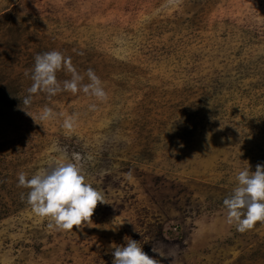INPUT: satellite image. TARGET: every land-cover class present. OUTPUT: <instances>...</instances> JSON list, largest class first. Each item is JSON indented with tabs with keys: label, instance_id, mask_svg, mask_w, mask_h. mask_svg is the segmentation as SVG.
<instances>
[{
	"label": "rangeland",
	"instance_id": "374dc122",
	"mask_svg": "<svg viewBox=\"0 0 264 264\" xmlns=\"http://www.w3.org/2000/svg\"><path fill=\"white\" fill-rule=\"evenodd\" d=\"M53 50L83 84L94 70L107 100L39 93L25 110L55 113L40 125L21 101L35 56ZM66 162L107 202L83 231L50 229L17 186ZM257 164L264 0H0V264H112L125 236L161 264H264V222L240 233L223 206Z\"/></svg>",
	"mask_w": 264,
	"mask_h": 264
},
{
	"label": "clouds",
	"instance_id": "9594fccd",
	"mask_svg": "<svg viewBox=\"0 0 264 264\" xmlns=\"http://www.w3.org/2000/svg\"><path fill=\"white\" fill-rule=\"evenodd\" d=\"M34 61V68L30 73L32 84L27 89L28 95L21 102L24 105L22 110L36 123L37 120L44 122L55 116L53 109L47 105L38 116L25 110L31 106L33 97L39 93L51 98L62 91H70L75 95L82 90L98 101L107 100L102 81L91 68L86 73L89 83L83 84L84 77L77 72L71 58L65 57L59 51L37 54ZM61 70L71 74V79L64 80L62 84L57 79V73ZM25 75L29 73L26 72ZM95 107V104L90 106L92 110ZM74 123L72 117L66 118L63 127L70 130ZM126 175L130 178L131 170ZM236 182L231 194L223 200V206L226 210L227 223L235 225L238 232L245 233L251 230L256 222H264V165L257 164L255 171H250L248 165L237 173ZM17 186L29 190L26 202L33 213L46 218L50 229L59 231H73L74 228L83 231L85 227H92L91 218L97 204L107 203L103 195L87 183L81 167L72 162L55 163L30 178L26 173L20 172ZM21 199H25L23 193ZM123 239L124 244L112 242L109 246L112 264H161V260L144 252L139 241L129 236ZM152 251L161 259L169 257L155 246L152 247Z\"/></svg>",
	"mask_w": 264,
	"mask_h": 264
}]
</instances>
